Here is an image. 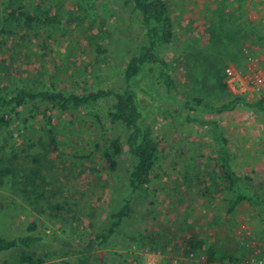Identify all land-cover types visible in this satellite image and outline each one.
I'll return each instance as SVG.
<instances>
[{
    "label": "rangeland",
    "instance_id": "obj_1",
    "mask_svg": "<svg viewBox=\"0 0 264 264\" xmlns=\"http://www.w3.org/2000/svg\"><path fill=\"white\" fill-rule=\"evenodd\" d=\"M166 1L174 39L163 54L174 65L176 89L169 97L157 76L145 75L140 91L142 112L147 104L144 121L153 125L161 142L153 181L147 196L135 194L133 217L123 222L108 246L90 254L89 264H206L209 241L218 227L227 228L238 253L217 264H239L252 243L261 248L264 242V207L244 201L233 214L227 212L230 194L215 167L212 137L206 127L180 113L186 110L182 101L194 96L214 106L235 97L220 83L225 82L224 66L242 63L257 41L251 10L232 0ZM12 12L19 21L7 20ZM21 13L33 15L35 25L28 26ZM144 35L137 12L122 0H0L1 94L10 97L20 86L76 93L120 91L126 65ZM156 100L177 114H163ZM245 100L230 112L194 113L220 121L236 170L249 173L252 191L264 196V113ZM110 103L62 111L34 102L18 109L14 138H0V168L10 166L16 173L0 184L1 235L27 234L34 221L39 230L86 247L107 226L110 213L122 207L133 163L127 132L109 122ZM105 130L119 136L123 145L114 171L104 158ZM51 136L57 139L56 149L50 146ZM242 158H249L251 165L240 163ZM27 166L42 170L45 181L39 191L22 190L20 176L28 172L23 170ZM190 249L205 256L204 261L188 259ZM153 250L156 254L151 255ZM22 253L44 258L43 264H69L75 258L64 256V248L20 246L0 252V264H27L21 262Z\"/></svg>",
    "mask_w": 264,
    "mask_h": 264
},
{
    "label": "trees",
    "instance_id": "obj_2",
    "mask_svg": "<svg viewBox=\"0 0 264 264\" xmlns=\"http://www.w3.org/2000/svg\"><path fill=\"white\" fill-rule=\"evenodd\" d=\"M122 1L125 7H131L132 11L137 12L138 22L145 31L143 41L136 47L134 54L126 65L123 78L124 88L122 90L100 88L84 93H76L56 88L46 89L20 86L12 91L10 97H5L1 94L2 88L0 87V138L5 142L14 138V116L18 113L19 108L27 104L40 102L52 105L62 111H67L71 108L91 106L98 101L111 100L107 110L109 122L111 125H118L120 128H124L127 132L126 145L133 160V163L128 167L125 181L126 191L122 197V207L110 213L107 226L98 232L96 237L86 247L75 246L69 242L59 240L55 234L39 230L36 222L33 221L28 225L29 232L27 234L12 238L0 234V252L20 246L27 248L40 246L47 250H62L64 248V256H75L74 260L69 264H89L90 254L97 248L103 249L108 246L112 236L119 230L123 222L133 217L135 194L140 193L144 196L149 194L161 142L155 134L153 125L144 121L147 104L145 103V108L142 112L139 106L143 102V98L140 95V91H143L141 82L145 75L157 76L163 84L167 95L169 97L173 96L176 89V80L173 76L174 65L163 54V50L173 42L174 25L170 7L166 0ZM232 2H239L240 7L246 6L248 11L251 10L246 5V0H233ZM21 15L25 16L28 26L32 27L35 25L36 18L33 15L26 13H21ZM8 19L20 20L14 12L9 14ZM253 22L255 33L257 34L259 29L257 23L254 20ZM245 61L246 59L242 63H234L242 66ZM220 84L224 88L227 87L225 82ZM242 102L246 103L244 97L235 96L227 102L214 106L204 98L194 96L182 101L186 110L180 111L187 121L206 127L212 137L216 147L215 167L230 194L227 198V212L229 214H233L240 203L244 201L264 207V196L252 191V178L240 174L236 170L230 150V140L220 121L215 118H203L194 112L222 114L234 110ZM248 104L264 113L263 101L248 102ZM156 107L163 114H177L176 111L158 100H156ZM104 134L107 146L104 151V158L108 167L114 171L117 169L119 155L122 152V141L119 136H110L106 130ZM51 145L53 149L57 148V139L54 136H51ZM18 170L19 168H17ZM23 170L28 172L20 176L22 190L26 193L39 191L41 184L45 181L41 168L39 166H27V169ZM10 174L16 175L13 167L0 168V184H3L4 178ZM58 207V205L55 206V208ZM67 245L71 249H66ZM57 246H60V248ZM193 249L188 250L187 254L195 253L196 251ZM213 254V250L209 248L207 263L212 261ZM49 255L47 254L48 257ZM235 261L238 262V260ZM21 262L43 264L45 259L42 257L36 258L35 254L22 253Z\"/></svg>",
    "mask_w": 264,
    "mask_h": 264
},
{
    "label": "built area",
    "instance_id": "obj_3",
    "mask_svg": "<svg viewBox=\"0 0 264 264\" xmlns=\"http://www.w3.org/2000/svg\"><path fill=\"white\" fill-rule=\"evenodd\" d=\"M246 5L251 8L252 19L257 23L258 38L242 66L234 62L225 65V83L235 96L247 98L251 102L264 103V0H246ZM248 233L250 234V231ZM250 246L249 255L239 264H264V242H261V248L256 247L254 243ZM187 258L203 262L205 256L199 257L191 252Z\"/></svg>",
    "mask_w": 264,
    "mask_h": 264
},
{
    "label": "crops",
    "instance_id": "obj_4",
    "mask_svg": "<svg viewBox=\"0 0 264 264\" xmlns=\"http://www.w3.org/2000/svg\"><path fill=\"white\" fill-rule=\"evenodd\" d=\"M253 149H254V147H251L250 148V150H249V153L250 154L253 152ZM241 162L243 164L247 165V166L251 165V162H250L249 158H248V160H245V158H242L240 160V163ZM242 174L243 175H247V176L250 177V174L249 173H242ZM261 184H264V145L263 144H261ZM188 205H189V202H188ZM177 208H181V206H177ZM196 208H198V206H196ZM217 224H220V223H217ZM247 231H250V230H247ZM215 234H216V236L210 238V241H209V245H210L209 247L214 252L213 257H212V261L209 262L211 264H217L220 261L226 262L227 259L230 256H234L236 253H238V249L236 250L235 245L232 244L233 239L232 238H229V235L230 234L228 233L227 228L225 229L223 227H218L216 229V231H215ZM262 239H264V237L262 238V236H261V240ZM200 243H202V242H200ZM154 252H156V251L153 250L152 253H151V255L156 254ZM207 254H205V255L207 256ZM206 264H207V262H206Z\"/></svg>",
    "mask_w": 264,
    "mask_h": 264
}]
</instances>
